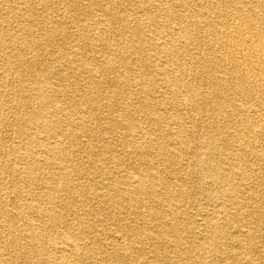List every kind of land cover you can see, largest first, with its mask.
Wrapping results in <instances>:
<instances>
[{"label":"bare ground","instance_id":"bare-ground-1","mask_svg":"<svg viewBox=\"0 0 264 264\" xmlns=\"http://www.w3.org/2000/svg\"><path fill=\"white\" fill-rule=\"evenodd\" d=\"M82 1L0 0V264H96L95 249L111 264L131 250L129 264H264V0ZM191 177L214 184V209H196ZM88 195L117 210L125 245L93 239L109 225L85 221Z\"/></svg>","mask_w":264,"mask_h":264},{"label":"rangeland","instance_id":"rangeland-1","mask_svg":"<svg viewBox=\"0 0 264 264\" xmlns=\"http://www.w3.org/2000/svg\"><path fill=\"white\" fill-rule=\"evenodd\" d=\"M82 4H83V6H85L87 4V0H83ZM63 11H68V10H66V8H64ZM74 14H75L74 12H69L68 16L71 17ZM60 17H61V15H59V18ZM70 19L71 18H68L69 21H70ZM70 47L71 46L69 45V49L71 51ZM80 83H81V86L85 85L84 81H81ZM121 87L125 88V86H121ZM109 90L110 89H108L107 86L103 87V91L108 92ZM134 91H135V88L132 89V93L129 92V94H128V98L129 99H128L127 102H134L136 105H138L136 100H134ZM104 113H105V115L106 114H110L109 112H104ZM210 113H211V111L207 112L205 109L202 110L201 114H202L203 117L199 118L197 123L194 125L196 129L195 128L193 129L194 132L191 134L192 136H198L197 138H201L203 136L204 129H203V127H201L199 125V123L201 122L199 120L200 119L203 120V119L207 118V116H209ZM140 114L141 113L137 112L135 114V116H137V118H140V123H141L143 119L141 118L142 116L141 117L139 116ZM95 121L98 122V120H95ZM76 122H79V120H77ZM8 135H9V137L11 136L10 137V141H9V143H7L6 149L1 152L2 156L6 157V158H10L11 149L16 144V141H17V139L15 138L16 136H14V134H12L11 131L8 132ZM84 143L85 142L83 140H81L77 147H80V146L84 145ZM187 148H188V152H189V155H188L189 160L188 161L190 162L191 167H193L195 165V163H196L195 161H196L197 143L195 141H193V142L189 141ZM119 151H120V149H119ZM120 152L122 153V151H120ZM79 157L82 160L85 159V160L89 161L90 164H92V165L94 163L95 156L92 155V154L82 153ZM129 158L131 159V162L133 164L139 166L141 169H144V168H146L148 166V163L143 162L142 158H137L136 159L133 156H129ZM144 160H146V159H144ZM250 163H252V162H250ZM126 165L128 166L127 163H126ZM157 167L160 169L159 171L161 173H163L164 171H167V170H171V172H172L171 173V178H174V175H172L176 171L174 167L173 168H166L162 164L157 165ZM108 168L109 169L113 168V163L111 161H107L104 164V169H108ZM249 171H251L250 168H249ZM101 177H103V176H101L100 174H98L96 172L95 173H91V176H90V178L94 179L92 182L97 187L99 185H101L104 181H106L105 177H103V178H101ZM168 184L171 186V188L177 187L176 186V182H175L174 179H172L171 181L169 180ZM210 185H212L211 189L209 191H206V189H208L210 187ZM186 186L189 189V193H190L189 194V198L193 199V200H196V202L199 205V206H197L196 209H199V210H201L200 208H202V209H212L213 208L214 209L215 205L218 204L217 202H212V204H211L208 201V194H211L213 192V190H214V184L211 183L210 181H207L206 183L202 184V183H199L197 180H195L193 177H191V179L188 182H186ZM256 187H258V185H256ZM203 191H204V194H203ZM88 196H87V201L86 202H83L81 200V198L79 199V201L77 200V202H76V206L78 208L82 209L83 213L86 211V214L84 216L85 221H89L90 222V221L94 220L93 218H95V219L103 218V219H105L106 223L109 225V232L108 233H104V234H100V230L102 229L101 223L98 224L96 227L91 228V236L93 237V239H98L101 242H103V244H105L106 249H110L109 252H111L112 251L111 249H113V248L115 249V247H117V246L119 247L120 245H125L126 242H128L126 240L127 237H124V236L120 237V234H124V233L122 232L121 227L119 228V224L115 221V218L118 215L117 210H113V209L109 208L108 206L105 207V205L102 204L101 200H99L96 197H93L92 195H88ZM24 198H25V196H24ZM14 199L15 198H14V195H13L12 196V200H14ZM256 204L257 203L254 202V204L252 203L251 206H255ZM196 209H191V210H187V211H191L190 215H193L194 213H196ZM230 210H231V212L234 215L236 213H238V214L241 213L240 211H237L236 209H230ZM259 211L262 212V214L264 216V208H262ZM127 217L132 223L134 221V224L136 226H140L141 225V222L136 220V217H135L134 213L131 212ZM236 217L239 218L241 216L237 215ZM94 221H99V220H94ZM247 221L249 222V223L247 222V225L245 226V229H247V230L249 229L250 225L254 226L255 223H256V221L254 220V218L252 216L248 217ZM197 229H198V227H197ZM54 230H55L56 233H61V232L64 231V228L57 227ZM137 237H138V239H142L143 235L139 234V235H137ZM123 241H124V243H123ZM145 243H147V241H145ZM232 245L233 244H231V246ZM258 250H259V252H262V253L264 252L263 249L260 247V244H259V249ZM235 251L236 252H240L241 249H236ZM147 252L149 253V249H147ZM130 253H131L130 257H132V259H134L136 257L135 252L131 250ZM148 253H147V256H148ZM57 254L63 255L62 253H57ZM92 255H93L94 259H95L96 264H111V263L107 262V260L103 259L102 256H101V253L97 252L96 249L92 251ZM130 257L125 259L126 260L125 264H129L132 261ZM253 258L257 259V263H259L261 261V259H262L260 254L253 255ZM26 264H33V263L29 262V263H26Z\"/></svg>","mask_w":264,"mask_h":264}]
</instances>
